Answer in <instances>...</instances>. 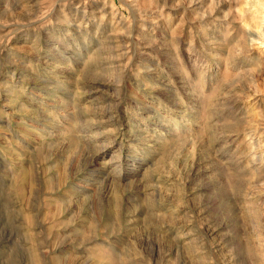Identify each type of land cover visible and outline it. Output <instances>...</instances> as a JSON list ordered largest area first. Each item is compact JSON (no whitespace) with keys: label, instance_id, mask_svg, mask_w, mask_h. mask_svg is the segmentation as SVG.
<instances>
[{"label":"rangeland","instance_id":"obj_1","mask_svg":"<svg viewBox=\"0 0 264 264\" xmlns=\"http://www.w3.org/2000/svg\"><path fill=\"white\" fill-rule=\"evenodd\" d=\"M0 264H264V0H0Z\"/></svg>","mask_w":264,"mask_h":264}]
</instances>
